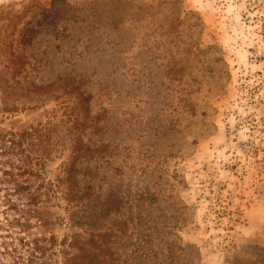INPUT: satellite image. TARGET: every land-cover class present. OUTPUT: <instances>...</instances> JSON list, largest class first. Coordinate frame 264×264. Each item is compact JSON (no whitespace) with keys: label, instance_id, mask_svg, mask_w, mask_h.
I'll use <instances>...</instances> for the list:
<instances>
[{"label":"rangeland","instance_id":"1","mask_svg":"<svg viewBox=\"0 0 264 264\" xmlns=\"http://www.w3.org/2000/svg\"><path fill=\"white\" fill-rule=\"evenodd\" d=\"M48 7L18 24L23 65L0 41V121L48 128L51 179L89 149L78 205H46L54 264H264V0Z\"/></svg>","mask_w":264,"mask_h":264},{"label":"trees","instance_id":"2","mask_svg":"<svg viewBox=\"0 0 264 264\" xmlns=\"http://www.w3.org/2000/svg\"><path fill=\"white\" fill-rule=\"evenodd\" d=\"M53 1L28 0L21 11H8L5 16L2 15L5 9L0 8V41L2 43L3 40V44L9 49L10 58L14 56L12 62L24 64L25 53L16 52L15 46L18 47L21 39L32 29L26 28L23 34L16 37L19 22L27 15H37V8L50 12L48 4L52 6ZM152 5L153 3L149 4L150 7ZM1 19L4 21L1 22ZM64 25L62 23L58 27L64 28ZM3 56H7L6 51ZM70 91L79 96L81 101H87L88 95L76 85L72 84ZM76 108H72L73 115L76 116L75 120H80ZM1 124L0 121V261L7 258L11 264H54L59 241L55 233H46L51 223L46 205L50 201L61 199L68 201V208L78 205L77 201L84 194L78 189L77 162L89 149L83 151L85 143L81 135H78L71 152L72 159L63 163L61 175L51 179L46 172L47 162L50 160L48 146H53L45 142L50 139L46 135L48 128H7ZM77 126L83 124L78 123ZM55 144H59L58 139Z\"/></svg>","mask_w":264,"mask_h":264}]
</instances>
